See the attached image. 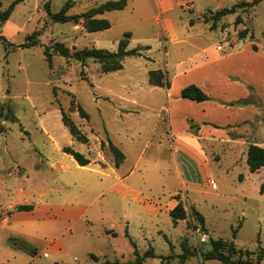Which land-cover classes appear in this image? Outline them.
<instances>
[{"label": "rangeland", "instance_id": "obj_1", "mask_svg": "<svg viewBox=\"0 0 264 264\" xmlns=\"http://www.w3.org/2000/svg\"><path fill=\"white\" fill-rule=\"evenodd\" d=\"M12 1L0 0V14ZM67 1L25 0L0 22V218L19 205H32L35 228L57 240L49 247V236L44 241L12 233L37 256L14 250L16 259L8 264H95L91 256L98 263L132 264V243L140 255L152 249L162 258L149 264H221L204 260L209 240L201 243L199 237L207 233L225 241V250L233 243L241 253L232 254L233 259L245 258L242 251L252 252L255 259L264 250V168L250 172L246 158L236 162L225 147L212 150L205 167L177 154L187 184L183 190L167 136L165 89L155 88L149 73L160 72L164 87L169 74L182 70L204 44L232 49L238 44L244 56L251 44L264 51V0L252 8L241 3L253 0H170L174 8L160 15L157 0H126L123 10L96 17L106 19L110 28L93 33L83 21L58 23L47 14L46 8L57 13ZM69 1L66 15L73 16L116 0ZM231 6L235 13L212 27V15ZM125 33L130 34L129 49H149L126 57L121 70L103 73L95 61H65L52 50L50 64L45 60L43 49L57 42L70 52L115 51ZM29 37L37 45L22 48ZM254 83L264 86V73ZM62 112L86 143L70 135ZM260 123L264 125V111L251 124L249 143H264V128L260 137L255 133ZM109 142L124 156L120 169L114 167ZM64 147L90 164L80 167L62 152ZM117 176L126 177L129 189L118 186ZM178 199L187 215L173 225L169 211ZM45 206H57L53 226L40 221L53 215ZM191 208L204 217L203 228ZM2 225L0 249L22 245L13 238L7 241V226L0 220ZM184 243L193 255L181 261Z\"/></svg>", "mask_w": 264, "mask_h": 264}, {"label": "crops", "instance_id": "obj_2", "mask_svg": "<svg viewBox=\"0 0 264 264\" xmlns=\"http://www.w3.org/2000/svg\"><path fill=\"white\" fill-rule=\"evenodd\" d=\"M156 6L159 15L161 12L174 8L170 0H157ZM155 21L157 22V17ZM217 46L204 44L198 49L199 53L193 59L190 58L191 60L198 58L197 61L191 63L189 59L182 64L184 65L182 70L169 74L168 83L164 87H157L165 89L167 136L174 151L172 156L175 161V172L183 190L187 184L181 174L182 169L177 154L186 156V159L198 167H205L209 156L214 154L212 150L216 147L231 149L236 162L246 158L249 145L264 148V143H249L253 134L251 124L264 111V86L254 83V79L260 73H264V51L251 44L250 48L244 49V56L238 44L234 49L226 48L225 45L219 48ZM178 81L181 82L180 85ZM190 85L198 87L209 99L202 102L182 99L181 90ZM262 128L264 125L260 123L255 131L259 137L258 131ZM260 138L264 140V137ZM219 158L216 154L215 159ZM116 169H120V166ZM126 177L117 176L118 186L129 189L123 182ZM175 205L176 203L173 207ZM45 207L48 211L52 210L50 214L53 215L42 216L40 221L42 224L47 222L46 224L53 226L58 218L54 216L57 214L54 207L57 208V206ZM33 211L32 209L28 212H14L1 217V223L7 226L6 231L9 234L5 239L7 241L12 239L14 237L12 233L44 241H47L45 237L49 236V247L55 246L57 240L53 235H48L39 227L35 228V222L38 220L32 216ZM11 224L12 227H10ZM18 226L22 230L17 229ZM0 227L3 228V225ZM207 236L210 238L208 233ZM21 237L13 238L22 245H10L13 249L10 250L11 252L4 248L0 249V264H8L10 260L14 262L16 259L14 250L30 254L31 257L37 256V253L30 245L22 241ZM98 262L95 261V264ZM147 263H150V258L143 262V264Z\"/></svg>", "mask_w": 264, "mask_h": 264}, {"label": "trees", "instance_id": "obj_3", "mask_svg": "<svg viewBox=\"0 0 264 264\" xmlns=\"http://www.w3.org/2000/svg\"><path fill=\"white\" fill-rule=\"evenodd\" d=\"M24 1L25 0L12 1L8 6V8L0 14V22L3 23L7 21L15 6ZM260 1L262 0H253L250 3L243 2L241 3V5L244 6L245 8H252L255 5H257ZM126 4H127L126 0L108 1L99 6L87 10L83 14L70 16V15H66V11L70 7V1L68 0L62 6L59 12L52 14L48 8H46V12L54 22H58V23L72 22L74 24H78L80 21H83L84 29L89 33H93V32L107 30L110 28V23L106 19H98L96 17L101 16L105 12L123 10L126 7ZM235 9L236 6H231L230 8H222L216 11L211 17V26L214 27L216 22L219 21L222 17L234 14ZM239 22H240V18L237 17L236 23ZM189 24L190 26L193 25V21H190ZM31 38L32 37L27 38L26 42L22 44L21 47L28 48L37 45V41L35 39L31 41L29 40ZM1 39L5 42L4 38ZM129 39H130V34L125 33L124 37L118 41L117 48L115 51L83 49L75 52H70L69 49L66 48L62 43L57 42L51 47H45L43 49V53L46 62L49 64L51 62L50 51L52 50L54 53H57L60 57H63L65 61L72 59L74 61L80 62L81 64H85L87 60L95 61L100 64L101 71L103 73H109V72L121 70L122 62L126 57L141 56L140 53L141 50L149 49V47H144L142 49H129L128 48ZM149 77H150V82H152L153 86L162 87L163 76L160 72L150 71ZM154 77L156 78V82L153 80ZM180 97L182 99H187L195 102H202L209 99L206 96V94H204L195 85H190L182 89L180 92ZM77 109L81 117L83 118L87 117L84 110L81 107H77ZM7 110L8 113L10 114L11 110L10 109ZM10 117L12 121H16V118L13 116L12 113ZM62 123L64 127L68 128L70 135L73 136L76 141H79L81 143L87 142L86 136L82 134L79 131V129L67 118L64 112H62ZM101 147H103L102 144ZM108 150L113 156L114 167L118 168L124 159L122 152L110 142L108 143ZM62 152L71 156L80 167H85L90 164V161L87 158H85L82 154L72 150L70 147H64L62 149ZM246 164L248 165V168L252 173L258 171L261 168H264V148L259 147L257 145H249L246 151ZM32 209H33L32 205H19L15 207L14 211L28 212L31 211ZM190 213L194 216L198 224L203 228L204 227L203 216L193 208L190 209ZM186 215L187 212L184 208V205L178 199L176 205L169 211V216L172 220V224L177 225L180 221L185 220ZM209 245H210V250L203 255L205 261L213 260L221 264H260V262L264 258V250L259 255H257L255 259L251 258L252 252L242 251L244 252L245 258L244 257L240 258L239 256L235 260L232 258V254L240 253V251L234 247L233 243H229L227 249L225 250L224 248L226 244L225 241H223L222 239L213 240L210 238ZM132 246H133V255L135 257L132 264H143L144 260L147 258L150 259L157 258L162 261V258L160 257L158 258L152 249H149L145 251L142 255H140L133 243ZM184 246H185V252H183L179 257L181 261H184L193 255L185 243ZM91 258L94 261H98L94 256H91ZM98 264H119V263L115 260L114 261L106 260Z\"/></svg>", "mask_w": 264, "mask_h": 264}, {"label": "built area", "instance_id": "obj_4", "mask_svg": "<svg viewBox=\"0 0 264 264\" xmlns=\"http://www.w3.org/2000/svg\"><path fill=\"white\" fill-rule=\"evenodd\" d=\"M212 186H214V185H212ZM208 240H209V237L207 236V235H201L200 237H199V242H201V243H205V242H208Z\"/></svg>", "mask_w": 264, "mask_h": 264}, {"label": "water", "instance_id": "obj_5", "mask_svg": "<svg viewBox=\"0 0 264 264\" xmlns=\"http://www.w3.org/2000/svg\"><path fill=\"white\" fill-rule=\"evenodd\" d=\"M130 264V263H129Z\"/></svg>", "mask_w": 264, "mask_h": 264}]
</instances>
